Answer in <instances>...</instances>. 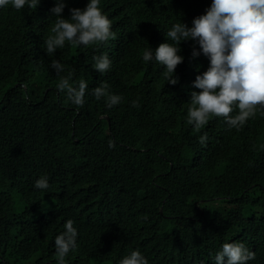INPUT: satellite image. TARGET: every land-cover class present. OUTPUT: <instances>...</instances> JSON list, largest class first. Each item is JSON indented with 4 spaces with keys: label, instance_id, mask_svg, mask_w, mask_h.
<instances>
[{
    "label": "trees",
    "instance_id": "trees-1",
    "mask_svg": "<svg viewBox=\"0 0 264 264\" xmlns=\"http://www.w3.org/2000/svg\"><path fill=\"white\" fill-rule=\"evenodd\" d=\"M211 2L100 0L116 38L66 42L51 56L44 41L55 0L0 7V264H57L54 240L69 219L78 236L66 264H119L134 250L148 264H215L225 242L244 243L255 252L248 264H264V117L240 131L213 117L194 131L186 116L200 89L192 82L209 67L191 55L199 45L180 43L175 85L142 59L173 23L191 27ZM87 3L65 0L62 17ZM103 54L112 64L101 74L93 58ZM53 60L65 71L57 75ZM72 70L74 87L88 85L79 109L56 88ZM102 83L119 104L96 100ZM44 176L46 192L34 186Z\"/></svg>",
    "mask_w": 264,
    "mask_h": 264
},
{
    "label": "clouds",
    "instance_id": "clouds-1",
    "mask_svg": "<svg viewBox=\"0 0 264 264\" xmlns=\"http://www.w3.org/2000/svg\"><path fill=\"white\" fill-rule=\"evenodd\" d=\"M39 0H0V7L11 5L19 11L25 6L34 10ZM65 0H55L50 9L55 22L51 35L44 41L48 56L62 49L68 42L74 47L106 44L115 39L111 31L112 22L102 13L100 0H88L84 9L70 8V17H62ZM166 42L160 43L154 50L149 46L143 51L144 62H155L164 68V81L171 85L178 82L174 75L178 64L183 62L179 45L182 41L192 40L199 45V51L193 47L191 55L203 54L209 59V67L198 74L192 82L193 87L187 109L186 122L194 131L203 129L210 118L222 117L228 130L240 131L250 119L259 113L264 117V0H212L205 14L193 18L192 26L185 23H173L164 33ZM93 68L103 74L107 72L112 61L106 54L93 58ZM50 68L56 74L64 72V65L53 60ZM74 70L61 76L56 85L58 91L66 92L68 100L77 109L84 106L87 83L80 80L73 86L70 79ZM110 85L102 83L95 87L92 95L96 100L106 98V106L112 108L122 101L120 95L110 92ZM133 107H139V101H132ZM235 112V114H233ZM207 133L199 137L204 145ZM109 147H115L109 141ZM36 189L47 191L46 176L35 181ZM69 219L64 224V231L55 237L57 264H66V256L77 248V229ZM255 259V252L250 251L244 243L225 242L215 254V264H248ZM119 264H148L140 251L134 250L120 260Z\"/></svg>",
    "mask_w": 264,
    "mask_h": 264
},
{
    "label": "rangeland",
    "instance_id": "rangeland-1",
    "mask_svg": "<svg viewBox=\"0 0 264 264\" xmlns=\"http://www.w3.org/2000/svg\"><path fill=\"white\" fill-rule=\"evenodd\" d=\"M14 200L16 201V203H18V197L14 196Z\"/></svg>",
    "mask_w": 264,
    "mask_h": 264
}]
</instances>
